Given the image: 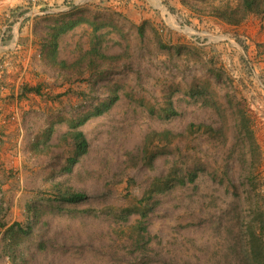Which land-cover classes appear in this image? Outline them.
Instances as JSON below:
<instances>
[{"label": "rangeland", "instance_id": "obj_1", "mask_svg": "<svg viewBox=\"0 0 264 264\" xmlns=\"http://www.w3.org/2000/svg\"><path fill=\"white\" fill-rule=\"evenodd\" d=\"M226 2L236 6L238 0H126L124 16L123 5L95 11L71 2L67 9L52 6L36 14L35 35L46 45L27 85L40 91L26 96L19 115L23 158L14 171L13 200L18 198L20 228L8 232L0 226V264H141L126 233L137 215L128 222H117L115 215L175 163L199 177L195 186L164 197L150 218L165 255H176L180 264L187 258L232 264V243L249 245L251 230H258L255 212L264 209V90L236 82L242 57L224 36L235 43L236 26L253 14L229 24L209 13ZM85 16L93 23L62 33L57 61H51L46 41L53 28ZM92 47L98 50L93 64ZM193 87L203 93L192 97ZM113 91L120 95L116 105L82 127L89 153L73 172L64 171L75 150L65 137L72 120ZM170 98L178 114L161 117ZM192 122L219 132L189 133ZM166 129L181 135L153 143L157 157L148 167L140 159L146 135ZM53 182L85 190L89 198L56 201L41 192Z\"/></svg>", "mask_w": 264, "mask_h": 264}, {"label": "trees", "instance_id": "obj_2", "mask_svg": "<svg viewBox=\"0 0 264 264\" xmlns=\"http://www.w3.org/2000/svg\"><path fill=\"white\" fill-rule=\"evenodd\" d=\"M194 9L195 7H193V10ZM209 13L229 24L240 23L248 14L257 15L259 18L264 19V0H238L236 6L231 5L230 2H226L218 6H212ZM81 22L82 20H72L66 23L62 22L53 28L54 30L50 35V40L46 41L52 46V54L50 56L51 61L55 63L57 61L56 54L58 50L59 36L69 29L75 28ZM138 29L140 35L143 37L144 26L141 25ZM235 38L243 48L247 50V45L244 42V39L238 34H235ZM96 53H98V50L95 47L90 48L88 52L89 56L93 58L91 60L92 64L95 59L94 54ZM243 60L248 68H250L247 60L245 58H243ZM61 63L63 65L65 64L64 61ZM23 91L27 93L39 92L40 89L38 86L25 85ZM202 93L203 90H197L195 87L191 88L189 92L192 97ZM119 99V93L113 91L105 100L96 104L91 112L72 120L70 130L65 134V137L72 140L75 150L74 154L67 158L64 171L73 172L80 159L89 153V139L82 127L92 117L101 116L110 111ZM152 113L154 112L152 111ZM177 114L178 111L174 106L173 100L170 98L163 107L160 116L170 118ZM188 132L192 134L203 133L214 136L218 134L219 131L214 130L209 124H196L192 122L188 125ZM180 135L181 134H176L170 129L162 131L152 130L148 132L140 151V159L145 165L153 168L155 166L157 154L150 150V146L155 142L171 143ZM35 146L37 147L38 143L35 144ZM198 177L199 174L197 170L189 168L182 169L177 163H175L169 167L166 173L154 177L141 197L135 198L130 206L122 208L121 211L115 215L117 222H128L132 215H137V218L128 227V232L126 233L131 235L132 245L134 246L133 253L137 254L138 258L142 261L141 264H180L176 262L178 259L176 255L172 254L170 257L165 255L166 251L162 248L164 247L162 238L158 234H153L150 230V218L152 214L156 213L157 209L163 202L164 197L166 198L175 189L183 187L188 188L190 185L195 186ZM41 192L50 194L52 199H55L56 201L67 203H79L86 201L89 198V193L87 191L77 189L62 182H53ZM252 222H256L255 224L258 226V230L253 231L250 229L251 234L250 239L248 240L249 245H247L245 241L237 239V241L232 243L230 247V250L236 254L235 260L237 264H264V209L260 208L255 212V217ZM216 223L220 225L221 219L218 218ZM190 225L192 224L185 225V227ZM15 228H20L18 222H14L12 225L8 226L6 230L11 232L14 231ZM168 253H171V251ZM235 260L231 263L235 264ZM183 264H196V262L187 258L184 260Z\"/></svg>", "mask_w": 264, "mask_h": 264}, {"label": "crops", "instance_id": "obj_3", "mask_svg": "<svg viewBox=\"0 0 264 264\" xmlns=\"http://www.w3.org/2000/svg\"><path fill=\"white\" fill-rule=\"evenodd\" d=\"M71 2L77 4L78 8L95 11L104 6L120 8L123 5L124 8L120 11L123 16L126 15V0H51L47 4L35 7L29 5L26 0H0V226L5 228L19 219L18 198H15V202L13 200L14 194L18 196L17 188L14 189L13 184L14 173L17 176L18 173L14 171H18L23 158L20 140L24 136V131L19 115L24 99L33 93L24 92L23 87L34 80V60L40 55L42 46H45L35 35L36 14L41 12L42 8L52 6L61 10L67 9ZM80 20L81 25L85 24V21L93 23V17L85 16ZM236 27L238 35L247 45V50L235 36H233L235 43L231 36H224L242 57L236 66V82L245 86L255 85L258 90L263 91L264 19L251 15ZM231 49L228 51L231 52ZM243 58L247 60L250 68ZM251 93L256 95L258 92L253 89Z\"/></svg>", "mask_w": 264, "mask_h": 264}, {"label": "built area", "instance_id": "obj_4", "mask_svg": "<svg viewBox=\"0 0 264 264\" xmlns=\"http://www.w3.org/2000/svg\"><path fill=\"white\" fill-rule=\"evenodd\" d=\"M27 3L33 7L35 6H41V5H44V4H47L49 3L51 0H26Z\"/></svg>", "mask_w": 264, "mask_h": 264}]
</instances>
